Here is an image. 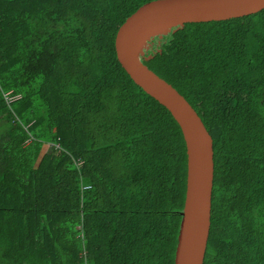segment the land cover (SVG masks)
Returning a JSON list of instances; mask_svg holds the SVG:
<instances>
[{
    "label": "trees",
    "instance_id": "obj_1",
    "mask_svg": "<svg viewBox=\"0 0 264 264\" xmlns=\"http://www.w3.org/2000/svg\"><path fill=\"white\" fill-rule=\"evenodd\" d=\"M149 1L0 0V264H175L186 143L115 49ZM146 53L214 140L204 264H264V9Z\"/></svg>",
    "mask_w": 264,
    "mask_h": 264
},
{
    "label": "water",
    "instance_id": "obj_2",
    "mask_svg": "<svg viewBox=\"0 0 264 264\" xmlns=\"http://www.w3.org/2000/svg\"><path fill=\"white\" fill-rule=\"evenodd\" d=\"M263 9L264 0H152L128 16L116 34L118 61L137 85L169 110L186 143L187 188L175 264L205 261L215 177L214 140L185 96L144 63L155 56L146 52L155 38L162 40L186 23L228 20Z\"/></svg>",
    "mask_w": 264,
    "mask_h": 264
},
{
    "label": "rangeland",
    "instance_id": "obj_3",
    "mask_svg": "<svg viewBox=\"0 0 264 264\" xmlns=\"http://www.w3.org/2000/svg\"><path fill=\"white\" fill-rule=\"evenodd\" d=\"M48 144H46L45 146H44V150H43V153H45L47 150H48Z\"/></svg>",
    "mask_w": 264,
    "mask_h": 264
}]
</instances>
